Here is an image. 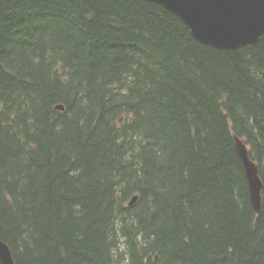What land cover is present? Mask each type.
<instances>
[{
	"label": "trees",
	"instance_id": "1",
	"mask_svg": "<svg viewBox=\"0 0 264 264\" xmlns=\"http://www.w3.org/2000/svg\"><path fill=\"white\" fill-rule=\"evenodd\" d=\"M0 240L15 264H264V35L232 52L150 0H0Z\"/></svg>",
	"mask_w": 264,
	"mask_h": 264
},
{
	"label": "water",
	"instance_id": "2",
	"mask_svg": "<svg viewBox=\"0 0 264 264\" xmlns=\"http://www.w3.org/2000/svg\"><path fill=\"white\" fill-rule=\"evenodd\" d=\"M178 16L199 42L218 49L238 51L256 44L264 35V0H150ZM62 109L61 105L57 106ZM234 147L241 160L255 211L260 209L262 180L258 165L237 136ZM136 199L134 196L130 204ZM0 262L15 264L9 246L0 240Z\"/></svg>",
	"mask_w": 264,
	"mask_h": 264
}]
</instances>
